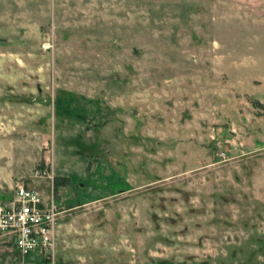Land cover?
<instances>
[{"label": "rangeland", "instance_id": "374dc122", "mask_svg": "<svg viewBox=\"0 0 264 264\" xmlns=\"http://www.w3.org/2000/svg\"><path fill=\"white\" fill-rule=\"evenodd\" d=\"M19 184L59 203L53 264H264V0H0Z\"/></svg>", "mask_w": 264, "mask_h": 264}, {"label": "built area", "instance_id": "2783aa9c", "mask_svg": "<svg viewBox=\"0 0 264 264\" xmlns=\"http://www.w3.org/2000/svg\"><path fill=\"white\" fill-rule=\"evenodd\" d=\"M225 159V153L216 154ZM61 212L52 192L19 184L0 199V241L10 245L13 264H53L56 228Z\"/></svg>", "mask_w": 264, "mask_h": 264}]
</instances>
